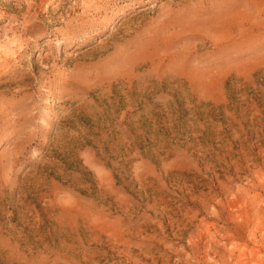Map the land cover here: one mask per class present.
<instances>
[{
  "label": "rangeland",
  "instance_id": "rangeland-1",
  "mask_svg": "<svg viewBox=\"0 0 264 264\" xmlns=\"http://www.w3.org/2000/svg\"><path fill=\"white\" fill-rule=\"evenodd\" d=\"M0 264H264V0H0Z\"/></svg>",
  "mask_w": 264,
  "mask_h": 264
},
{
  "label": "bare ground",
  "instance_id": "bare-ground-1",
  "mask_svg": "<svg viewBox=\"0 0 264 264\" xmlns=\"http://www.w3.org/2000/svg\"><path fill=\"white\" fill-rule=\"evenodd\" d=\"M120 63H122V62H120ZM235 249V247H233V250ZM200 256V255H199ZM205 256V255H204ZM199 260V259H198Z\"/></svg>",
  "mask_w": 264,
  "mask_h": 264
}]
</instances>
